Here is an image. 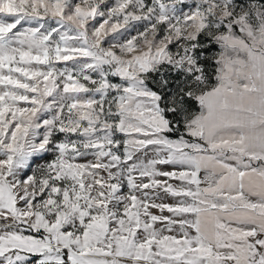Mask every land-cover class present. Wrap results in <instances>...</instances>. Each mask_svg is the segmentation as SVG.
Instances as JSON below:
<instances>
[{
  "label": "snow or ice",
  "instance_id": "1",
  "mask_svg": "<svg viewBox=\"0 0 264 264\" xmlns=\"http://www.w3.org/2000/svg\"><path fill=\"white\" fill-rule=\"evenodd\" d=\"M0 264H264V0H0Z\"/></svg>",
  "mask_w": 264,
  "mask_h": 264
}]
</instances>
